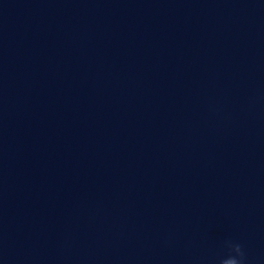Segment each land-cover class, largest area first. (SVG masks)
I'll return each instance as SVG.
<instances>
[{
	"label": "clouds",
	"instance_id": "obj_1",
	"mask_svg": "<svg viewBox=\"0 0 264 264\" xmlns=\"http://www.w3.org/2000/svg\"><path fill=\"white\" fill-rule=\"evenodd\" d=\"M227 247L230 252L235 255H229L221 261V264H245V255L242 251V246L239 243L227 242Z\"/></svg>",
	"mask_w": 264,
	"mask_h": 264
}]
</instances>
